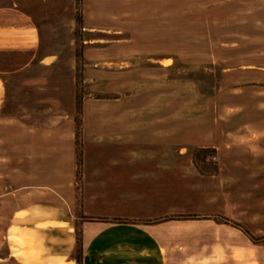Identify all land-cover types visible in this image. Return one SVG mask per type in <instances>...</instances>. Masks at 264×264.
<instances>
[{
    "label": "rangeland",
    "instance_id": "374dc122",
    "mask_svg": "<svg viewBox=\"0 0 264 264\" xmlns=\"http://www.w3.org/2000/svg\"><path fill=\"white\" fill-rule=\"evenodd\" d=\"M41 61L53 65L37 66ZM0 77L10 88L9 108L27 117L24 124L0 116V264H16L2 243L15 203L5 195L58 191L79 221L89 117L116 113L121 101L133 109L141 99L148 109L149 87L172 84L174 116L189 122L175 124V136L206 141L264 131V0H0ZM53 97L51 107L46 101ZM178 153L191 157L200 174L217 172L212 147L184 144L175 146ZM217 221L239 228L254 250L240 233L223 235L221 245L207 236L175 245L176 261L264 264V238ZM230 238L240 249L227 247Z\"/></svg>",
    "mask_w": 264,
    "mask_h": 264
},
{
    "label": "crops",
    "instance_id": "0c3cea01",
    "mask_svg": "<svg viewBox=\"0 0 264 264\" xmlns=\"http://www.w3.org/2000/svg\"><path fill=\"white\" fill-rule=\"evenodd\" d=\"M149 88L148 109L141 99L133 109L121 101L116 113L84 122L79 221L58 191L6 193L15 198L2 236L8 258L16 264H180L175 245L193 246L207 236L219 237L221 245L223 235L237 233L246 249L254 248L239 228L219 218L264 238V131L219 133L206 141L175 136V124L189 122L174 116L173 85ZM11 100L0 77V116L25 124L27 117L9 108ZM46 102L52 107L58 101ZM184 144L214 148L217 172L200 174L191 157L175 155V146ZM184 214L203 217L173 219ZM227 247L240 249L231 238Z\"/></svg>",
    "mask_w": 264,
    "mask_h": 264
}]
</instances>
